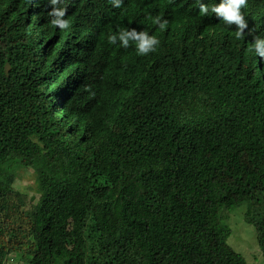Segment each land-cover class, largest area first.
<instances>
[{
  "label": "trees",
  "instance_id": "trees-1",
  "mask_svg": "<svg viewBox=\"0 0 264 264\" xmlns=\"http://www.w3.org/2000/svg\"><path fill=\"white\" fill-rule=\"evenodd\" d=\"M45 2L0 0V264H249L225 221L242 208L264 259V0L240 52L196 66L174 56L189 30L145 56L108 42L149 0H95L91 42Z\"/></svg>",
  "mask_w": 264,
  "mask_h": 264
},
{
  "label": "clouds",
  "instance_id": "clouds-1",
  "mask_svg": "<svg viewBox=\"0 0 264 264\" xmlns=\"http://www.w3.org/2000/svg\"><path fill=\"white\" fill-rule=\"evenodd\" d=\"M108 1L117 8L122 3V0ZM130 1L126 0L125 4ZM180 2L183 9H175L174 5ZM94 3L95 0H46L45 10L52 18L53 27L61 31L78 29L71 38L75 42H91L97 32L96 25L108 19L102 10L91 9ZM147 6L141 18L119 24L122 30L110 34L108 42L118 43L125 51H130L128 48L133 43L136 54L145 56L155 52L160 43L166 44L189 30L191 43L174 56L182 62L198 57V61L190 62L194 66L200 64L203 55L211 61L226 51L230 57L240 52L241 48L234 47V42L245 37L251 18L248 0H149ZM86 18L93 23L92 28L85 27ZM225 28L229 33H225ZM251 50L264 59V38H254Z\"/></svg>",
  "mask_w": 264,
  "mask_h": 264
},
{
  "label": "rangeland",
  "instance_id": "rangeland-1",
  "mask_svg": "<svg viewBox=\"0 0 264 264\" xmlns=\"http://www.w3.org/2000/svg\"><path fill=\"white\" fill-rule=\"evenodd\" d=\"M18 179L14 181L15 189H19L23 193L30 194L34 201H37L35 190V178L32 170L19 169ZM35 194V195H34ZM241 206L239 208H242ZM245 208L233 209L230 211L228 220L225 221L231 226L232 234L228 241L239 252H241L247 259L249 264H264V259L257 239L256 228L254 225L248 223L244 218ZM14 260L6 262L7 264H23L21 256L13 254Z\"/></svg>",
  "mask_w": 264,
  "mask_h": 264
}]
</instances>
